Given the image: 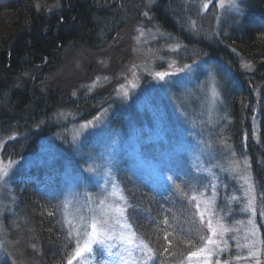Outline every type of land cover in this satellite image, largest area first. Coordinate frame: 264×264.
Listing matches in <instances>:
<instances>
[{"label": "rangeland", "instance_id": "374dc122", "mask_svg": "<svg viewBox=\"0 0 264 264\" xmlns=\"http://www.w3.org/2000/svg\"><path fill=\"white\" fill-rule=\"evenodd\" d=\"M235 3L233 8L228 0L224 7L221 0H182L184 12L190 13L182 30L197 42L221 40L246 14L242 1ZM151 7V0H136L107 47L98 52L80 47L62 61L53 89L68 100L108 93L100 112L74 122L70 113L61 111L55 120L66 126L42 138L36 152L17 159H4L0 153V262L33 264L24 252L33 242L12 239L7 230L15 225L11 177L61 158L69 165L60 186L64 226L74 241L66 264H151L154 255L129 222L113 165L141 169L148 184L168 186L173 182L171 163L183 159L206 178L205 188L193 198L208 237L197 255L180 264H264L259 228L264 206L249 157L234 151L227 132L235 90L230 70L222 60H209L192 41L186 43L157 26ZM119 112L122 116L116 115ZM111 117L118 127L112 131ZM248 120L259 143L257 114ZM13 137L0 134V152ZM221 199L237 208L232 222L216 208ZM86 243L91 251L76 256Z\"/></svg>", "mask_w": 264, "mask_h": 264}, {"label": "trees", "instance_id": "16d2710c", "mask_svg": "<svg viewBox=\"0 0 264 264\" xmlns=\"http://www.w3.org/2000/svg\"><path fill=\"white\" fill-rule=\"evenodd\" d=\"M181 1L151 0L150 15L163 30L181 36L186 43L192 41L209 60H222L228 66L235 85L230 97L229 141L234 151L248 155L264 206V0H241L246 14L240 24L221 40L210 42L186 36L182 27H187L190 13L184 12ZM134 3L136 0H0V134H14L3 146L2 158L34 153L42 138L60 133L66 124L55 116L61 111L70 113L74 122L87 121L101 111L108 93L68 100L53 84L62 61L74 50L82 47L98 52L107 47L122 29L124 12ZM256 114L259 143L252 137L248 120ZM115 121L114 117L108 120L111 131L118 128ZM67 167L60 158L51 164L31 165L10 179L14 194L10 214L15 225L7 230L12 239L33 242L34 247L24 251L33 264H66L74 248L64 226L60 188ZM113 167L118 169L116 180L127 201L129 222L154 255L151 264H180L204 245L208 230L193 197L205 188L206 178L187 161L171 163L168 173L173 182L168 186L148 184L141 169L121 163ZM80 184L79 188H85ZM216 208L228 223L237 214V208L224 199ZM259 228L264 254L263 222ZM0 264L11 263L3 260Z\"/></svg>", "mask_w": 264, "mask_h": 264}, {"label": "snow or ice", "instance_id": "6c2138e0", "mask_svg": "<svg viewBox=\"0 0 264 264\" xmlns=\"http://www.w3.org/2000/svg\"><path fill=\"white\" fill-rule=\"evenodd\" d=\"M220 6H221V7H224V6H225V4H224V0H221V5H220ZM228 6H229V7H233V8H235V7H236L235 0H228ZM245 67L250 68L249 65H246ZM157 75L160 76L161 79L163 78V75H162V74H159V73H158ZM92 227H93V235L95 236V234H96V225L93 224ZM208 243L211 244V243H213V241H212L211 239H209V240H208ZM84 250L91 251V248L89 247V244H88V243H86L82 249H77L75 255H76V256H81ZM192 255H197V253H192ZM68 264H72V261L69 260V261H68Z\"/></svg>", "mask_w": 264, "mask_h": 264}]
</instances>
